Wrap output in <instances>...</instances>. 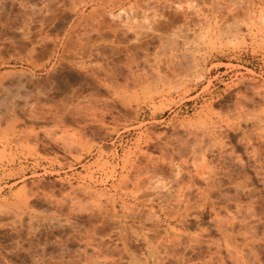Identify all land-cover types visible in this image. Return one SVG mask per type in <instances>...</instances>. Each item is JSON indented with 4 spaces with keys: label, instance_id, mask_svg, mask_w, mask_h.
<instances>
[{
    "label": "rangeland",
    "instance_id": "1",
    "mask_svg": "<svg viewBox=\"0 0 264 264\" xmlns=\"http://www.w3.org/2000/svg\"><path fill=\"white\" fill-rule=\"evenodd\" d=\"M19 1L0 264H264V0Z\"/></svg>",
    "mask_w": 264,
    "mask_h": 264
},
{
    "label": "bare ground",
    "instance_id": "2",
    "mask_svg": "<svg viewBox=\"0 0 264 264\" xmlns=\"http://www.w3.org/2000/svg\"><path fill=\"white\" fill-rule=\"evenodd\" d=\"M19 1V0H18ZM19 2H21V0L19 1ZM3 5V4H2ZM1 5V6H2ZM43 8H45L44 6H42ZM47 31H48V28L47 27H45L44 26V24H43V26L41 25L40 26V28H39V30H38V39L35 41V43L31 46V48H32V50L35 48V47H37V46H40V45H44L45 43H47L48 42V38H47ZM50 40V39H49ZM78 48L79 49H81L82 48V46L79 44L78 45ZM90 54V53H89ZM92 54V53H91ZM85 56V55H84ZM91 56V55H90ZM92 57H94V56H92ZM79 58V61L80 62H83L84 60H83V57L82 56H79L78 57ZM90 71V70H89ZM95 71H97L96 69H95ZM87 72V71H86ZM93 72V71H92ZM104 72H106V70L104 71ZM95 74V73H94ZM94 74H92V73H90V74H88L87 76H86V79H91V80H96V76H94ZM106 74V73H105ZM96 75V74H95ZM98 76V75H97ZM104 77V76H103ZM100 77H98L97 78V80L99 79ZM75 80V79H74ZM84 80V79H83ZM101 80V78L98 80V81H100ZM102 80H105L104 78L102 79ZM101 80V81H102ZM103 82H105V81H103ZM88 83V82H87ZM101 83V82H100ZM57 85H60V84H57ZM53 86H55V90L54 91H56V88H57V91L60 89V91L61 92H64V90H61L62 88H60V86H59V89H58V87L54 84ZM52 87V86H51ZM65 87H66V85H65ZM67 87H68V85H67ZM54 89V88H53ZM52 89V90H53ZM73 89V88H72ZM76 89V88H75ZM68 90H69V88H68ZM74 90V89H73ZM59 91V92H60ZM71 92V91H70ZM75 92L76 91H72V96L73 95H75ZM58 93V92H57ZM77 93V92H76ZM66 94V93H65ZM57 95V94H56ZM59 95V94H58ZM79 95V94H78ZM77 95V96H78ZM54 96V95H53ZM69 95H67V97H68ZM71 96V98H73ZM65 98V97H64ZM64 98H62V100H65ZM69 98V97H68ZM68 100V99H67ZM57 100H55V102H56ZM73 101V100H72ZM58 102V101H57ZM62 102V101H61ZM59 103H60V101H59ZM63 103V102H62ZM71 103V102H70ZM63 104H65V103H63ZM58 106V105H57ZM63 106V105H62ZM68 106V105H67ZM70 106V105H69ZM59 107V106H58ZM61 108V107H60ZM64 108V107H63ZM67 108V107H66ZM52 109V108H51ZM52 111H54V110H52ZM55 112V111H54ZM54 112H52V113H54ZM51 113V112H50ZM64 113H67V112H64ZM65 116V115H64ZM55 119V118H54ZM63 119V118H62ZM190 182H192V181H190ZM211 182H213V181H211ZM211 182L209 183V181L206 183V188L205 189H207L208 191L211 189V187H213V183L211 184ZM192 185H193V182L191 183ZM187 187L188 186H186V187H184L185 189H187ZM189 187H190V185H189ZM183 188V190L185 191V193H186V190ZM205 189H203V190H205ZM183 191V192H184ZM198 192H200V191H198ZM204 192V191H203ZM210 192V191H209ZM184 194V193H183ZM199 194V193H198Z\"/></svg>",
    "mask_w": 264,
    "mask_h": 264
}]
</instances>
